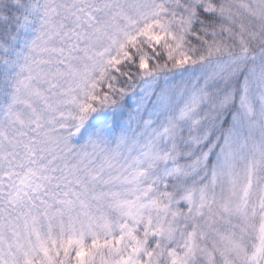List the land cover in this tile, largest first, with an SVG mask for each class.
Wrapping results in <instances>:
<instances>
[{
	"label": "snow or ice",
	"instance_id": "obj_1",
	"mask_svg": "<svg viewBox=\"0 0 264 264\" xmlns=\"http://www.w3.org/2000/svg\"><path fill=\"white\" fill-rule=\"evenodd\" d=\"M0 264H264V0H0Z\"/></svg>",
	"mask_w": 264,
	"mask_h": 264
}]
</instances>
